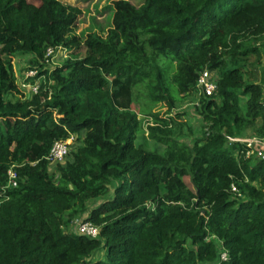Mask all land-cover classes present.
<instances>
[{
  "label": "trees",
  "instance_id": "obj_1",
  "mask_svg": "<svg viewBox=\"0 0 264 264\" xmlns=\"http://www.w3.org/2000/svg\"><path fill=\"white\" fill-rule=\"evenodd\" d=\"M81 14L0 0V264H264V160L240 141L264 139V0H116L106 36L76 34ZM17 54L30 55L23 75L45 76L30 97ZM206 68L212 96L197 90ZM144 83L169 109L197 92L201 136L181 112L140 117ZM140 131L164 151L137 144ZM72 135L69 159L51 163ZM75 218L99 236L71 229Z\"/></svg>",
  "mask_w": 264,
  "mask_h": 264
},
{
  "label": "rangeland",
  "instance_id": "obj_2",
  "mask_svg": "<svg viewBox=\"0 0 264 264\" xmlns=\"http://www.w3.org/2000/svg\"><path fill=\"white\" fill-rule=\"evenodd\" d=\"M65 3L69 4H76L80 6L82 9V14L77 21V24L74 28V32L80 36L85 37L90 32H96L103 36H106L108 30L113 25V15H114V2L116 0H62ZM134 4L140 3L142 0H130ZM65 51L62 54L56 55L55 59L53 60L54 63H62L65 57ZM30 55L28 54H17L15 56V70L18 76V81L21 82L24 79L23 70H25L28 66ZM165 59V58H164ZM167 60V59H165ZM259 72V70H258ZM134 110L138 112L140 117H144L143 115L146 114L147 111L152 112H160L163 115H174L177 112L182 113V118L187 119L188 122L192 125L195 134L197 136H201V120L198 114V107H199V95L197 92L193 94L190 99L179 101L176 103L174 108L169 109L163 100L153 101L151 100L149 94V90L147 88V84H141L134 88ZM170 110V111H168ZM183 139L190 138L185 137ZM137 144H143L147 149L155 150L158 149L161 152L164 150V146L157 144L153 141L147 140L143 136V131L138 133L137 137ZM74 149V145L72 146ZM54 166L50 167V171L54 172ZM117 182L114 180L110 186V192L107 194V197L113 196L114 187ZM99 201L91 202V205L98 203ZM71 229H75L70 225ZM95 259H105L106 258V250H101L95 255Z\"/></svg>",
  "mask_w": 264,
  "mask_h": 264
},
{
  "label": "built area",
  "instance_id": "obj_3",
  "mask_svg": "<svg viewBox=\"0 0 264 264\" xmlns=\"http://www.w3.org/2000/svg\"><path fill=\"white\" fill-rule=\"evenodd\" d=\"M65 50L62 47H50L47 53V61L51 57L52 61L55 59L56 55L62 54ZM65 57H67V52L65 51ZM45 76H38L37 69H29L25 71L24 79L21 82V87L26 91L28 97L37 93L41 87L42 82H44ZM197 90L199 94H204L206 96H212L218 91V75L215 71H212L208 68L204 69L198 77L197 81ZM75 136L72 135L70 138L66 140H57L53 144L50 153L48 155V159L51 163H64L70 157V152L72 146L75 145L74 141ZM240 141L245 142L248 147V155H255L259 159L264 160V139L256 136H249ZM9 185L8 187L17 186V178L18 174L14 167L9 169ZM236 190V188H234ZM73 225L75 230L86 234L91 237H98L100 234V228L93 224L90 221L75 218L73 220ZM221 258L223 260L227 259V252L225 250L222 251Z\"/></svg>",
  "mask_w": 264,
  "mask_h": 264
},
{
  "label": "crops",
  "instance_id": "obj_4",
  "mask_svg": "<svg viewBox=\"0 0 264 264\" xmlns=\"http://www.w3.org/2000/svg\"><path fill=\"white\" fill-rule=\"evenodd\" d=\"M263 50H264V48H263ZM263 65H264V51H263ZM260 74H261V73H260ZM260 74H259V75H260ZM259 80L262 81V75L259 76ZM248 137H249V136H248ZM243 138H244V137H242V139H243Z\"/></svg>",
  "mask_w": 264,
  "mask_h": 264
}]
</instances>
